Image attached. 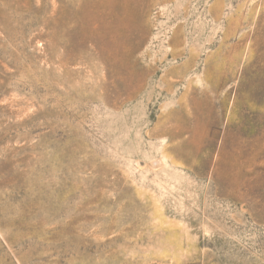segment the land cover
<instances>
[{
    "label": "rangeland",
    "instance_id": "374dc122",
    "mask_svg": "<svg viewBox=\"0 0 264 264\" xmlns=\"http://www.w3.org/2000/svg\"><path fill=\"white\" fill-rule=\"evenodd\" d=\"M0 264H264V0H0Z\"/></svg>",
    "mask_w": 264,
    "mask_h": 264
}]
</instances>
